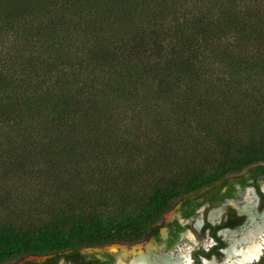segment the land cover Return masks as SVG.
<instances>
[{"label": "trees", "instance_id": "obj_1", "mask_svg": "<svg viewBox=\"0 0 264 264\" xmlns=\"http://www.w3.org/2000/svg\"><path fill=\"white\" fill-rule=\"evenodd\" d=\"M245 171L264 178V0H0V207L30 183L62 201L0 221V264L145 241Z\"/></svg>", "mask_w": 264, "mask_h": 264}, {"label": "flooded vegetation", "instance_id": "obj_2", "mask_svg": "<svg viewBox=\"0 0 264 264\" xmlns=\"http://www.w3.org/2000/svg\"><path fill=\"white\" fill-rule=\"evenodd\" d=\"M242 176L245 179L243 185L231 177L229 182L232 186L220 184L216 186V190L205 189L203 197L191 198L190 201L194 205L197 204L196 207H186L184 202L180 201L163 216L157 234L151 235L145 241L135 244L114 243L44 256L12 257L1 264H131L133 253L137 254L139 251L147 253L145 264H158L157 261L162 256L173 258L181 249L187 248H190L188 254L192 264H204V261L220 263L229 247L224 233H236V237H239L246 229L248 218L240 210L247 191H251L255 196V206L252 209L255 217L259 218L264 213V178H249L246 171ZM210 190L211 193L205 195V192ZM229 191L231 193L226 196ZM172 211H176V217L165 222L164 218ZM212 212H218L215 220H210ZM198 223L200 225L197 227ZM263 263L264 251L255 264Z\"/></svg>", "mask_w": 264, "mask_h": 264}, {"label": "bare ground", "instance_id": "obj_3", "mask_svg": "<svg viewBox=\"0 0 264 264\" xmlns=\"http://www.w3.org/2000/svg\"><path fill=\"white\" fill-rule=\"evenodd\" d=\"M254 197L251 191H247L244 195L240 212L246 214L248 219L243 233L239 237H236V233H224V238L229 244L224 252V260L220 263L204 261V264H254L258 261L264 251V213L259 218L255 217L252 211L255 206ZM217 216L218 212H212L209 217L210 220H215ZM199 225L200 223L196 224L197 227ZM189 249H181L173 258L162 256L157 262L158 264H192L188 254ZM146 254L141 251L137 254L133 253L131 264H145L148 257Z\"/></svg>", "mask_w": 264, "mask_h": 264}, {"label": "rangeland", "instance_id": "obj_4", "mask_svg": "<svg viewBox=\"0 0 264 264\" xmlns=\"http://www.w3.org/2000/svg\"><path fill=\"white\" fill-rule=\"evenodd\" d=\"M173 158L174 160L179 159L178 157ZM51 187L52 186L46 185V187L37 188L35 187V184L30 183L29 185L24 184L22 188L21 186H19L18 189L5 188L3 191L11 195L12 197H6V202L4 200V203L1 205L0 221H7L13 223L18 219H29L33 220L34 223L38 224L41 219H47L48 214L53 209H55L59 203L62 202H57L61 199L57 197L56 192L51 189ZM107 204V207L102 208L104 210L101 209L103 215L105 217H109L113 214H116L117 205L113 204L112 202H109ZM175 217L176 211H172L166 215L164 220L165 222H169ZM113 249L114 248H112V250Z\"/></svg>", "mask_w": 264, "mask_h": 264}, {"label": "water", "instance_id": "obj_5", "mask_svg": "<svg viewBox=\"0 0 264 264\" xmlns=\"http://www.w3.org/2000/svg\"><path fill=\"white\" fill-rule=\"evenodd\" d=\"M264 264V263H263Z\"/></svg>", "mask_w": 264, "mask_h": 264}]
</instances>
